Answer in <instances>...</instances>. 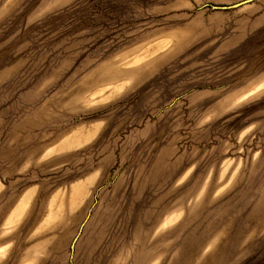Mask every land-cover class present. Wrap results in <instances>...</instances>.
I'll use <instances>...</instances> for the list:
<instances>
[{
    "label": "rangeland",
    "instance_id": "obj_1",
    "mask_svg": "<svg viewBox=\"0 0 264 264\" xmlns=\"http://www.w3.org/2000/svg\"><path fill=\"white\" fill-rule=\"evenodd\" d=\"M0 0V264H264V0Z\"/></svg>",
    "mask_w": 264,
    "mask_h": 264
},
{
    "label": "water",
    "instance_id": "obj_2",
    "mask_svg": "<svg viewBox=\"0 0 264 264\" xmlns=\"http://www.w3.org/2000/svg\"><path fill=\"white\" fill-rule=\"evenodd\" d=\"M250 1H252V0H241V1H238V2H235V3H232V4H229V5H214L213 7L214 8H223V9L236 8V7L242 6L244 4H247Z\"/></svg>",
    "mask_w": 264,
    "mask_h": 264
}]
</instances>
